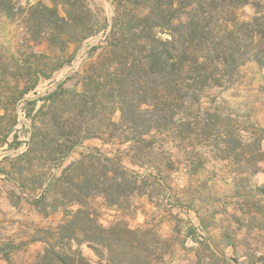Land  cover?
Segmentation results:
<instances>
[{
    "label": "rangeland",
    "instance_id": "374dc122",
    "mask_svg": "<svg viewBox=\"0 0 264 264\" xmlns=\"http://www.w3.org/2000/svg\"><path fill=\"white\" fill-rule=\"evenodd\" d=\"M119 1L113 2L112 16L91 7V36L109 28V41L77 64L85 40L65 51L34 43L18 12L8 17L0 11V264H32L44 252L65 211L78 208L62 206L61 184L50 194L47 188L72 163L83 156L95 161L97 155L140 177L139 191L119 198V206H107L101 196L86 201L101 226L152 230L166 243L167 264H264V67L256 62L239 67L219 87L186 95L183 110L163 113L161 131L145 133L148 122L122 121L119 110L110 113L116 107L111 102L90 122L102 138L68 151L71 145L51 133L55 118L72 117L64 110L71 104L69 92L82 90L90 66L110 50L114 16L134 9L124 1L115 11ZM258 1L239 9L237 21L264 12V0ZM53 93L58 96L47 99ZM72 249L92 263L107 264L86 244L73 242Z\"/></svg>",
    "mask_w": 264,
    "mask_h": 264
},
{
    "label": "trees",
    "instance_id": "16d2710c",
    "mask_svg": "<svg viewBox=\"0 0 264 264\" xmlns=\"http://www.w3.org/2000/svg\"><path fill=\"white\" fill-rule=\"evenodd\" d=\"M124 1L135 10L125 7L128 12L114 16L110 50L90 66L82 90L69 92L71 104L64 110L72 111V117L62 120L58 116L52 121L51 133L56 141L63 139L71 145L68 151L86 139L103 137L90 122L99 112L104 115L111 102L116 107L110 113L119 110L122 121L130 125L148 122L151 125L145 133L159 131L164 126L163 113L183 110L186 95L221 86L248 61L264 67L263 10H257L258 15L247 22L236 18L239 9L258 0H120L115 11L123 9ZM138 8L146 10L145 15L137 14ZM0 11L8 17L18 12L32 42H46L62 51L86 40L94 30L88 0H51L50 5L26 6L0 0ZM162 32H168L169 39H162ZM53 96L58 95L53 93L47 99L53 100ZM150 113L152 118L145 117ZM96 157L98 160L91 161L92 156H83L47 188L50 194L52 187L61 184L62 206L78 208L65 211L64 223L49 233L44 252L32 264H95L73 250V242L86 244L107 264H167L166 243L152 230L129 229L122 223L103 227L85 207L88 199L97 196L109 207L119 206V198L126 194L128 198L140 188V177L112 159Z\"/></svg>",
    "mask_w": 264,
    "mask_h": 264
},
{
    "label": "built area",
    "instance_id": "2783aa9c",
    "mask_svg": "<svg viewBox=\"0 0 264 264\" xmlns=\"http://www.w3.org/2000/svg\"><path fill=\"white\" fill-rule=\"evenodd\" d=\"M110 36V29L105 28L97 33H95L93 36L87 38L83 43V48L80 52V54L76 57V59L73 61V64H77L82 57H84V54L93 50L94 48H102L107 45L109 41Z\"/></svg>",
    "mask_w": 264,
    "mask_h": 264
},
{
    "label": "crops",
    "instance_id": "0c3cea01",
    "mask_svg": "<svg viewBox=\"0 0 264 264\" xmlns=\"http://www.w3.org/2000/svg\"><path fill=\"white\" fill-rule=\"evenodd\" d=\"M12 3H14L16 6H26L27 4L29 5H33L35 3L38 2H42L46 5H50V1L51 0H11ZM88 3L90 5V7H93L94 5L98 6L99 8L102 9V11L105 14H108L110 16H112V10H113V1L112 0H88ZM69 70V69H68ZM67 70H65L64 72H66ZM62 73H60L56 79H58L59 77H61ZM53 81V79H49L48 82Z\"/></svg>",
    "mask_w": 264,
    "mask_h": 264
}]
</instances>
